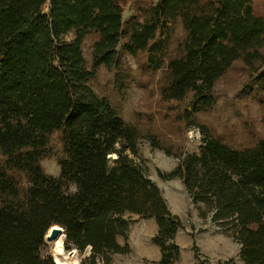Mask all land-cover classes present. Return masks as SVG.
<instances>
[{"label": "trees", "instance_id": "16d2710c", "mask_svg": "<svg viewBox=\"0 0 264 264\" xmlns=\"http://www.w3.org/2000/svg\"><path fill=\"white\" fill-rule=\"evenodd\" d=\"M254 1L158 0L126 17L125 0H0V264H56L42 253L55 225L67 250L90 249L82 264H107L132 252L126 214L156 219L160 264H176L183 221L127 155L143 135L90 85L123 54L145 53L150 70L165 71L161 98L189 100L182 113L203 134L200 152L182 155L167 176H181L194 203L232 225L245 264H264V139L237 148L194 118L215 106V88L236 62L264 80V14ZM178 24L183 40L170 54ZM90 34L97 39L88 67ZM58 131L54 177L42 161Z\"/></svg>", "mask_w": 264, "mask_h": 264}, {"label": "rangeland", "instance_id": "374dc122", "mask_svg": "<svg viewBox=\"0 0 264 264\" xmlns=\"http://www.w3.org/2000/svg\"><path fill=\"white\" fill-rule=\"evenodd\" d=\"M158 0H125L126 17L139 11L145 5ZM256 12L264 14V0H255ZM170 54H175L183 40L182 25L176 26ZM73 34H70V40ZM97 37L90 34L85 38L84 57L88 67L92 66V49ZM122 63L116 69L99 68L90 85L94 91L105 96L129 124H134L142 133L138 140V152L127 155L140 165L145 174L161 190L170 211L183 221V227L176 236L181 248L176 264H245L240 258L241 245L234 236L232 225L224 227L214 221V211L204 202H193L185 188L183 179L168 177L181 164L182 155L200 152L203 134L200 128L185 119L182 113L188 104L168 102L161 98L165 71H153L148 67V55H122ZM257 76V75H256ZM247 70L238 61L221 78L215 88L217 97L213 108L194 118L200 124L211 128L213 134L234 147L253 146L264 139V80ZM255 78V79H254ZM62 132L53 134L48 143V156L42 161L46 172L54 177L60 173L59 159L63 156ZM157 141L161 147L152 144ZM116 155L112 156L115 159ZM5 157L0 151V165ZM75 192V187L70 188ZM129 220V240L132 250L129 254H115L107 264H160L162 250L154 242L158 224L156 219L126 214ZM121 237L120 242H124ZM44 255L53 256V242L46 239ZM64 250L66 249V239ZM89 249L77 250V264L90 255ZM86 264H90L87 262ZM99 264H106L102 261Z\"/></svg>", "mask_w": 264, "mask_h": 264}, {"label": "water", "instance_id": "95a60500", "mask_svg": "<svg viewBox=\"0 0 264 264\" xmlns=\"http://www.w3.org/2000/svg\"><path fill=\"white\" fill-rule=\"evenodd\" d=\"M61 233H63L64 236L66 237L64 228L62 226L60 227L58 225H55L52 228H50L45 238L49 242H54ZM52 250L54 253L53 257H54L56 264H57V259L61 261V263L63 262L64 264H74V257L77 255V250L69 251V254H63V253L59 254L58 252L55 251V245H53ZM88 251H90V249ZM90 254H91V251H90Z\"/></svg>", "mask_w": 264, "mask_h": 264}, {"label": "bare ground", "instance_id": "6f19581e", "mask_svg": "<svg viewBox=\"0 0 264 264\" xmlns=\"http://www.w3.org/2000/svg\"><path fill=\"white\" fill-rule=\"evenodd\" d=\"M66 237L64 236L63 233H61L58 238L53 242V245H55V251L58 252L59 254H69V252L65 251L64 248V243H65ZM52 243V242H51ZM77 256L74 257V264H77ZM57 264H64L63 262L59 261L57 259Z\"/></svg>", "mask_w": 264, "mask_h": 264}]
</instances>
